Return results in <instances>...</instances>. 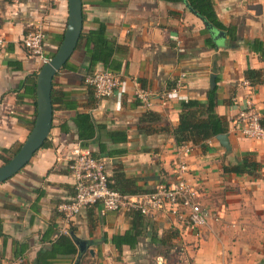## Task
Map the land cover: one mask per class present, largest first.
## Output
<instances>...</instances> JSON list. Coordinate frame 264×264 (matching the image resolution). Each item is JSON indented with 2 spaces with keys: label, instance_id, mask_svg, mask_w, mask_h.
I'll list each match as a JSON object with an SVG mask.
<instances>
[{
  "label": "crops",
  "instance_id": "crops-1",
  "mask_svg": "<svg viewBox=\"0 0 264 264\" xmlns=\"http://www.w3.org/2000/svg\"><path fill=\"white\" fill-rule=\"evenodd\" d=\"M214 3L220 21L235 26L239 38L264 42V0ZM83 16V32L104 23L109 38L124 48L114 56L123 91L108 99L93 97L84 84L92 72L86 41H81L68 68L54 79L50 145L0 184V264H264V139L245 137L237 123L247 95L241 87L245 74L264 70V62L246 47L207 46L212 37L185 1L83 0ZM68 19V0H0V38L7 43L0 49V167L1 151L22 146L38 114L37 79L45 63L25 49L23 38L42 28L45 57L51 59L64 40ZM104 68L99 64L94 73ZM183 75L180 97L162 100ZM212 75L219 92L216 112L228 124L230 149L215 137L205 147L189 144L190 154H180L171 131L180 122L182 101H206ZM139 89L153 92L150 105L136 98ZM253 99L264 116V84L254 87ZM80 113L104 127L99 138L110 155L101 153L98 138L88 149L104 163L109 179L122 175L153 192L175 185L178 165L185 162V178L197 191V201L216 219L195 229L170 212H156L147 216L135 248L113 243L114 236L131 230L126 211L103 214L101 207H90L65 222L58 206L75 195L69 165L81 146L75 122ZM147 113L157 114V120L141 123ZM106 132L121 137L112 140ZM245 155L261 164L260 178L224 172V166L240 163ZM62 236L71 238L75 254L52 255ZM57 248L68 250L66 244Z\"/></svg>",
  "mask_w": 264,
  "mask_h": 264
},
{
  "label": "built area",
  "instance_id": "built-area-1",
  "mask_svg": "<svg viewBox=\"0 0 264 264\" xmlns=\"http://www.w3.org/2000/svg\"><path fill=\"white\" fill-rule=\"evenodd\" d=\"M44 39V30L36 27L23 38L22 43L25 49L46 64L50 59L45 57ZM6 44V41L0 38V49ZM183 81L184 75L178 79L170 93H164L160 98L162 100L169 96L179 98L184 85ZM87 82L93 87L96 98L100 100L116 97L123 91L121 76L105 68L96 71L87 79ZM241 87L247 91L237 118V123L242 127L241 133L253 140H263L264 127L261 124L263 116L253 99L254 88L246 80L242 82ZM154 97L153 92L149 90L139 89L136 92V98L147 105L151 104V99ZM190 152L189 146L180 147V154L188 155ZM72 156L69 169L75 178V195L72 201L58 206L59 212L67 223L78 216L82 210L96 206L101 207L103 214L136 210L145 216H150L156 212L166 211L195 229L206 226L209 220L217 217L213 211L204 208L197 201V191L185 178L189 172L185 162L178 165V180L175 185H161L153 192L129 195L110 187L111 181L106 174L104 163L96 159L90 149L79 146L74 149Z\"/></svg>",
  "mask_w": 264,
  "mask_h": 264
},
{
  "label": "trees",
  "instance_id": "trees-1",
  "mask_svg": "<svg viewBox=\"0 0 264 264\" xmlns=\"http://www.w3.org/2000/svg\"><path fill=\"white\" fill-rule=\"evenodd\" d=\"M174 2H183L185 0H170ZM189 6L196 12L197 16L204 21L210 23L215 30L223 31L226 33V38L219 41H214L212 38L207 39V46L212 49H217V44H223L224 50H239L241 48H247L249 52L255 53L259 56V59L264 62V42L259 39L254 40H242L237 34L235 26L224 25L217 16L215 10L214 0H186ZM205 34L208 31H204ZM86 41V51L90 60V73L88 76L92 77L94 69L99 65H104L105 69L113 73L119 74V66L115 65L114 56L119 51L123 50L121 46L117 44L115 40L109 38L107 33V27L104 23H101L96 30L89 32H82L80 42ZM64 68H68V64ZM88 77V78H89ZM87 78V79H88ZM245 80L249 81L254 88L257 85L264 84V70H248L245 74ZM86 84L93 92V97L96 98L95 92L92 86H90L87 80H84ZM54 83V82H53ZM54 88L52 89L53 97ZM97 99V98H96ZM219 103L218 88L211 89L208 92L206 101L187 100L182 101V111L180 115V122L177 127L173 128L171 134L178 146L193 144L196 146L205 147L206 143L222 134L228 132V124L224 119L216 112V108ZM152 118L157 120L158 116L155 113H147L141 119V123H147ZM76 125L78 127V138L81 143V147L88 149L89 144L96 138L100 145V150L103 155H110L105 152V145L100 141V135L104 130L102 125H96L89 114L80 113L75 118ZM264 127V116L261 121ZM147 128V127H146ZM149 129H146V131ZM120 134L106 132V136L112 140H116L115 137ZM125 133L122 134V136ZM49 140H47L43 147L49 146ZM22 146H19L15 151L2 150L1 160L4 164H7L20 150ZM92 155L96 158L94 153ZM262 166L251 155H245L243 160L230 166H224L225 173L247 174L253 178L261 177ZM122 175H117L114 179H110V187L114 190L120 191L124 194L137 195L146 193L140 188H137L133 182L123 178ZM113 182V184H112ZM131 217V230L125 235H117L113 237V243L115 245L126 244L131 248H135L139 243L140 238L144 234L145 221L147 216L143 215L140 211L130 210L127 212ZM73 235V234H71ZM0 236H2V229L0 225ZM60 244L67 245L68 250H61ZM74 253L77 249L74 248L71 238L62 236L59 241L52 247V255H56L61 252ZM37 263H40V257Z\"/></svg>",
  "mask_w": 264,
  "mask_h": 264
},
{
  "label": "water",
  "instance_id": "water-1",
  "mask_svg": "<svg viewBox=\"0 0 264 264\" xmlns=\"http://www.w3.org/2000/svg\"><path fill=\"white\" fill-rule=\"evenodd\" d=\"M68 2L69 19L64 40L57 53L42 67L38 74V114L35 126L19 152L7 164L0 167V184L11 179L25 168L34 155L43 148L45 142L49 139L54 112L52 102L53 82L57 73L65 67L76 51L80 43L84 26L83 0H68ZM185 4L188 9L197 16L196 12L189 6L186 0ZM203 22L214 41L226 38L225 32L215 30L207 21L203 20ZM215 79L216 76L212 75L210 80L211 89L215 88ZM217 139L223 147L228 150L230 149L228 134L219 135ZM79 246L83 248L82 244H79Z\"/></svg>",
  "mask_w": 264,
  "mask_h": 264
}]
</instances>
